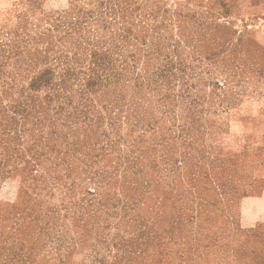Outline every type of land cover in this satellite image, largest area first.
I'll return each instance as SVG.
<instances>
[{
	"label": "rangeland",
	"instance_id": "obj_1",
	"mask_svg": "<svg viewBox=\"0 0 264 264\" xmlns=\"http://www.w3.org/2000/svg\"><path fill=\"white\" fill-rule=\"evenodd\" d=\"M0 264H264V0H0Z\"/></svg>",
	"mask_w": 264,
	"mask_h": 264
}]
</instances>
